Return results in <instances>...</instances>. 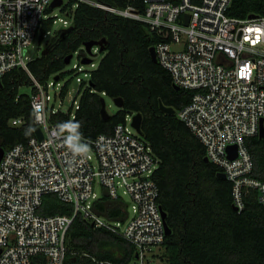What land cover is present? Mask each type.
Here are the masks:
<instances>
[{"label":"built area","instance_id":"obj_1","mask_svg":"<svg viewBox=\"0 0 264 264\" xmlns=\"http://www.w3.org/2000/svg\"><path fill=\"white\" fill-rule=\"evenodd\" d=\"M53 1L0 0V80L14 69L26 71L36 89L31 95L32 118L42 133L38 139L34 131L25 144L4 151L0 160V264H64L66 232L77 215L132 244L137 255L132 264H156L150 255L166 237L153 179L159 160L133 128L134 115H127L111 134L85 139L91 147L86 159L66 149L60 123L50 121L52 115L68 112L55 107L53 99L63 101L71 93L70 85L62 97L65 82L52 77L40 84L28 70L31 59L26 54L36 36L41 38L43 22H56V15L48 13L55 8L64 12L65 18H57L61 30L71 25L73 11L83 3L142 22L161 37L153 46L156 62L169 72L173 86L194 91L192 101L175 111L178 119L204 146L208 162L231 183L236 211L244 209L250 192L264 206V182L252 176L253 161L245 145L246 138L258 136L261 120L264 127V15L232 17L228 14L232 0H144L142 12L94 0H74L70 8L62 0L51 8ZM75 55L78 63L71 71L79 87L92 71L84 70L81 60L88 57L86 65L94 68L95 55L86 53L79 59L75 52L72 58ZM81 72L87 80L78 76ZM78 87L70 120L78 109ZM22 124L21 118L11 121L12 126ZM231 146L236 147L233 159L227 152ZM95 182L111 199L129 198L124 220H108L93 211V203L102 197L95 193ZM48 194L71 204L72 215H40L38 209ZM92 262L113 264L95 258Z\"/></svg>","mask_w":264,"mask_h":264},{"label":"trees","instance_id":"obj_2","mask_svg":"<svg viewBox=\"0 0 264 264\" xmlns=\"http://www.w3.org/2000/svg\"><path fill=\"white\" fill-rule=\"evenodd\" d=\"M94 1L119 9H144V0ZM74 3L70 0L68 6ZM228 14L240 19L263 16L264 0H232ZM52 25V20L43 22L40 39ZM70 26L69 33L60 29L53 34L45 47L48 52L29 61L28 70L40 84L55 76L58 81L72 78V71L65 70L66 58L75 52L79 59L84 57L85 42H103V49H98L101 58L97 67L91 71L89 81L78 87L75 118L70 120V106L68 112H58L50 121H79L84 138L93 140L100 134H111L116 125L125 123L127 115L142 116L141 135L159 160L153 179L170 229L159 247L161 254L155 258L162 264H264V206L257 202L255 192L247 195L241 212L235 211L231 183L218 178L220 169L204 160V146L176 114L159 109L160 100L177 112L192 101L194 94L191 90H175L169 72L152 61L149 48L162 38L142 22L83 3L73 11ZM0 81V147L6 151L25 144L34 135L31 95L36 89L21 68L6 73ZM70 81H65L62 97ZM22 87H29L30 93L21 92ZM102 93L123 101V107L107 119L100 114ZM19 118L23 124L12 126L11 121ZM245 145L253 161L252 176L264 182V137L246 138ZM93 211L114 221L127 216L126 202L111 199L105 189L93 203ZM38 213L72 215L73 206L48 194ZM66 247L64 264H93L92 258L113 264L135 261L132 244L105 229L94 228L80 215L66 232Z\"/></svg>","mask_w":264,"mask_h":264},{"label":"rangeland","instance_id":"obj_3","mask_svg":"<svg viewBox=\"0 0 264 264\" xmlns=\"http://www.w3.org/2000/svg\"><path fill=\"white\" fill-rule=\"evenodd\" d=\"M64 3L65 5L68 6V3H69V0H64ZM68 8H70L68 6ZM48 13L51 14V15H56L55 19H56V22L53 23L52 27L50 28V31L48 34H46L45 37H43V39H40L38 38V35L36 36V38L33 40V42L31 43V45L28 47V50H27V57H29L31 60L39 57L41 55V52L42 50L46 47L47 43L49 42L50 38L53 36V34L57 31H59L60 29H62V22L58 21L57 18H65L64 17V12L60 9H52V10H48ZM94 56V59H93V63L95 65V67H97L98 65V62L101 58V54L98 53V51H94L92 50L91 51ZM75 63H78L77 62V57L76 55L72 58V61L65 65V70L66 71H70L72 69V66L75 64ZM94 67V68H95ZM94 68H91L90 65H84V70H87V71H91L93 70ZM84 72H81L78 74V76H80L81 78H83L84 80H87V78H84ZM71 79L70 81V89H71V93L69 95H67L65 97V99L63 101H60L58 98L54 100V104H55V107H58V105H60L62 111H66L69 109L70 105H71V101H72V98L74 96V93L78 87V83H76L75 81V77H66L65 79H62V80H59V82L62 84L64 83L65 81ZM21 92H24V93H30L31 89L29 87H22L20 89ZM50 95L54 98V91L51 89L50 90ZM103 99H104V103H105V111L106 113L111 116V115H114L119 109L118 107L114 104L113 102V99L108 97V96H102ZM73 111V109H72ZM95 193L100 196L103 194V189L101 188V186L99 185V183L95 182ZM124 199L126 202L129 203V198L125 195L124 196ZM128 212H129V215L132 213L131 211V208L129 207L128 208ZM161 254V248H156L154 249V251L151 253L150 255V258L151 260L153 261V263H156V264H160L162 262L158 261L156 257H159V255Z\"/></svg>","mask_w":264,"mask_h":264},{"label":"water","instance_id":"obj_4","mask_svg":"<svg viewBox=\"0 0 264 264\" xmlns=\"http://www.w3.org/2000/svg\"><path fill=\"white\" fill-rule=\"evenodd\" d=\"M62 4V0H54L50 7L51 8H54V7H58ZM255 16L254 15H250L249 18L252 19L254 18ZM72 30V26H69L65 29L62 30L63 33H69L71 32ZM98 47L100 48V50L103 49V42L102 41H88V42H85L83 44V47H84V50L87 54H91V49L93 47ZM48 52V48H45L43 51H42V54L44 55L45 53ZM149 54H150V57L152 59L153 62H156V57H155V53H154V48L153 47H150L149 48ZM72 58V55H69L66 60H65V64H69L70 63V60ZM81 63L86 65V64H89L90 63V59L88 57H84L82 60H81ZM54 80H58V76H55L54 77ZM0 86H1V81H0ZM173 88L175 90H178V87H175L173 86ZM101 102V109H100V114H101V117L102 119H107L109 118V115L106 113L105 111V103H104V99L103 97L101 98L100 100ZM113 102L114 104L118 107V109H121L123 107V101L120 99V98H114L113 99ZM158 105H159V109L161 112L165 113V114H170V115H173L175 114V110L171 107H166L163 105V103L159 100L158 101ZM141 121H142V116L140 114H135L133 117H132V126L133 128H135V130L141 135ZM35 135L37 136L38 139H42V133L40 131V128H36L35 129ZM264 137V127L262 125V120L260 121V126H259V133H258V138H263ZM3 148L0 147V160H1V157L3 155ZM227 152L229 153V158L230 159H233L236 155V147L235 146H231L227 149ZM204 160L206 162H208V158L205 157ZM217 177L220 178V179H225V175L221 172H218L217 173ZM161 209V214H162V218H163V221H164V229H165V234L166 235H169L170 234V229L168 228L167 224H166V213L163 211V209L160 207ZM233 209L236 211V208L233 207ZM135 258H137V255H135Z\"/></svg>","mask_w":264,"mask_h":264},{"label":"clouds","instance_id":"obj_5","mask_svg":"<svg viewBox=\"0 0 264 264\" xmlns=\"http://www.w3.org/2000/svg\"><path fill=\"white\" fill-rule=\"evenodd\" d=\"M58 129L64 133L63 143L66 149L73 156L86 159L91 152V147L83 136L81 123L76 120L64 121L58 125Z\"/></svg>","mask_w":264,"mask_h":264}]
</instances>
